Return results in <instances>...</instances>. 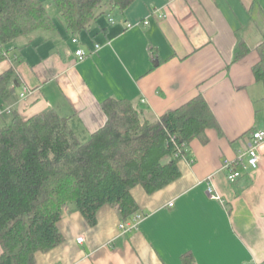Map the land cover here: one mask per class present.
<instances>
[{"label":"crops","instance_id":"obj_1","mask_svg":"<svg viewBox=\"0 0 264 264\" xmlns=\"http://www.w3.org/2000/svg\"><path fill=\"white\" fill-rule=\"evenodd\" d=\"M83 34L93 46L73 37L67 47L61 36L12 48L0 75L14 68L22 85L0 113L30 119L54 110L87 140L105 126L108 99L131 102L151 121L190 103L198 110L200 99L216 124L191 142L178 180L153 194L133 189L137 228L121 230L135 218L123 221L113 206L96 226L67 209L63 242L37 252L35 264H182L188 254L195 264H264V144L256 169L237 167L234 183L224 170L264 130V84L255 76L264 0H136Z\"/></svg>","mask_w":264,"mask_h":264},{"label":"trees","instance_id":"obj_2","mask_svg":"<svg viewBox=\"0 0 264 264\" xmlns=\"http://www.w3.org/2000/svg\"><path fill=\"white\" fill-rule=\"evenodd\" d=\"M51 1L65 31L79 37L136 0ZM57 31L45 1L0 0V63L12 48H23L20 39ZM259 54L255 76L264 84V42ZM21 85L14 68L0 75V108L15 102ZM202 102L198 110H188L197 106L190 103L151 121L131 102L108 99L105 126L87 140L54 110L30 119L11 110L0 127V264H35L37 252L61 244L59 223L67 209L91 226L105 206L116 207L123 221L141 216L133 189L153 194L178 180L191 142L215 126ZM182 264L195 262L188 254Z\"/></svg>","mask_w":264,"mask_h":264},{"label":"built area","instance_id":"obj_3","mask_svg":"<svg viewBox=\"0 0 264 264\" xmlns=\"http://www.w3.org/2000/svg\"><path fill=\"white\" fill-rule=\"evenodd\" d=\"M148 23V22H147ZM146 23V24H147ZM77 37L73 39V43H78ZM99 48V46H97ZM76 56L80 61H83L86 58V53L83 49H78L76 51ZM26 93L22 94L21 97H25ZM6 113H10L11 110H6L4 111ZM4 112L0 113V116L4 114ZM264 144V130H259L253 133L252 138H251V143L250 147L244 151L240 152L238 158L230 163H226L224 166V170L227 172V178L231 183L236 182L242 174L240 171L237 170V167L242 166L244 168H252L256 169L258 167L259 161H260V147ZM208 192L211 194L213 192V189L209 187ZM139 220H141V217L136 216L135 219H133L132 222L130 223H123L121 224V230L124 232H129L135 228L138 227L139 225ZM83 238L79 239V242H83Z\"/></svg>","mask_w":264,"mask_h":264},{"label":"rangeland","instance_id":"obj_4","mask_svg":"<svg viewBox=\"0 0 264 264\" xmlns=\"http://www.w3.org/2000/svg\"><path fill=\"white\" fill-rule=\"evenodd\" d=\"M43 1H45V3H46V5H47V7H48V9H49V11H50V13H51V15L53 16V18L55 19V21H56V23H57V25H58V28H59V31H57V32H55V33H53V34H50V33H43V34H41V33H39V34H35V35H33L32 37H29V38H23V39H20L19 41H18V43H21V44H26V43H28V44H31L32 42V44H35V42H37V39H40L41 40V44H44V43H47V42H55V41H59L60 39H58V38H61L62 39V37L64 38V39H66L67 41H69V42H65V45L67 46V47H70V46H72V44H71V39L73 38V36L72 35H70L69 33H67L66 31H65V28L63 27V25H62V21H61V17H60V15H59V13H58V10H57V8L54 6V4L52 3V1L51 0H43ZM108 22V17L107 16H104V17H102V18H100V20H99V24H104L105 22ZM96 29V28H95ZM43 35V36H38V35ZM48 35H55V36H57V38L56 39H58V40H54L53 38H50ZM86 34H83V35H80L79 36V38L80 39H82L83 40V42L87 45V46H93L94 45V41H93V39H88V41H86L85 42V36ZM62 36V37H61ZM47 39V40H46ZM53 39V40H52ZM46 40V41H45ZM14 49V48H13ZM12 49V50H13ZM1 105V104H0ZM4 108H6V106H3ZM2 107V108H3ZM6 111V110H5ZM9 119H10V115H7V113L6 112H4V115H3V118H0V127H2L4 124H5V122H7V121H9ZM82 138V137H81ZM2 254V250H1V248H0V255Z\"/></svg>","mask_w":264,"mask_h":264}]
</instances>
